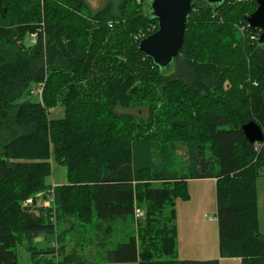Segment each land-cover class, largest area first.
Listing matches in <instances>:
<instances>
[{"label": "trees", "instance_id": "trees-1", "mask_svg": "<svg viewBox=\"0 0 264 264\" xmlns=\"http://www.w3.org/2000/svg\"><path fill=\"white\" fill-rule=\"evenodd\" d=\"M147 4L0 0V264H19L23 242V264H85L78 250L90 244L107 263L219 264L177 253L176 202L205 178L215 179L220 257L264 264V141L241 129L253 120L264 131V41L245 21L257 3L194 0L169 72L138 50L158 24ZM54 163L65 168L56 185ZM42 192L53 207L22 204ZM129 215L132 234L113 241ZM76 225L93 235L75 239Z\"/></svg>", "mask_w": 264, "mask_h": 264}, {"label": "rangeland", "instance_id": "rangeland-1", "mask_svg": "<svg viewBox=\"0 0 264 264\" xmlns=\"http://www.w3.org/2000/svg\"><path fill=\"white\" fill-rule=\"evenodd\" d=\"M103 0H87V3L91 8H96L101 5ZM34 40V35H28L26 37V42L29 43ZM172 66L167 68L165 72L171 71ZM228 81L224 82V87L227 88ZM31 100L37 98L34 95L29 96ZM138 109L134 108L130 111H136ZM141 114L146 115V109L140 108ZM63 111L60 107H55L51 109V117H61ZM263 130V129H262ZM264 132V131H263ZM257 143V142H255ZM261 143V142H260ZM260 148L259 145H257ZM184 147L180 145L179 150L177 151V165L180 166L184 164L185 153ZM48 181L52 185H56L65 181V168L64 166L54 163L52 164V176L48 178ZM256 192H257V220H258V231L260 234L264 235V171L256 179ZM187 191L189 198L186 200H177V210H178V220L181 226V237L178 240V245L182 246L183 255L186 253L188 255L192 250L190 237L196 238L198 241L202 240L203 246L207 248L209 254L212 255L215 253V248L217 249V227H216V194H215V183L209 178L205 179H190L187 182ZM31 198V203H28L25 199L22 204L29 206H45L53 207L52 205V196L46 194L45 192L38 193ZM132 217L129 215L126 221L116 220L114 222V238L113 241H127L128 236L132 234L131 227ZM68 222L66 226L71 224ZM133 226V225H132ZM76 229L81 232H74L75 239L82 241L83 239H89L92 235V229H85V227H80L76 225ZM85 231V232H83ZM75 242L72 241L69 245L73 246ZM34 244L38 247L44 246L42 238L38 237L34 240ZM112 248V245L110 246ZM70 249V247H68ZM16 252L18 256V263L23 264L30 261V254L26 248V243L23 242L16 247ZM78 253L81 257L86 259H92L95 255V247L91 244L84 247L81 250H78ZM218 260V259H217ZM219 264H239L232 259H223ZM90 263V262H89ZM132 264V263H131Z\"/></svg>", "mask_w": 264, "mask_h": 264}, {"label": "water", "instance_id": "water-1", "mask_svg": "<svg viewBox=\"0 0 264 264\" xmlns=\"http://www.w3.org/2000/svg\"><path fill=\"white\" fill-rule=\"evenodd\" d=\"M209 4H219L226 0H204ZM256 9L245 16L247 25L261 31L258 42L264 41V0H255ZM194 0H148L150 14L157 19V29L142 38L138 50L150 58L156 67L166 70L172 65L175 56L180 53L184 40V31ZM245 138L250 144L264 141L262 128L253 120L241 126Z\"/></svg>", "mask_w": 264, "mask_h": 264}, {"label": "crops", "instance_id": "crops-1", "mask_svg": "<svg viewBox=\"0 0 264 264\" xmlns=\"http://www.w3.org/2000/svg\"><path fill=\"white\" fill-rule=\"evenodd\" d=\"M212 181H214L215 183V179L213 178H209ZM178 210H177V202H176V226H177V250H178V258L179 259H193V260H210V259H218L221 263V261L223 259H232L233 261H236L237 263H240V258L238 257H232V258H227V257H220L219 255V243H217V249L215 248V253H213L212 255H208L209 253L206 252L207 248L203 246L202 240L198 241L196 238H192L190 237V245L192 250L189 251L190 253L188 255H186V253H184L185 255H183L181 252H183L182 250V246L178 245V240L181 237V226H180V222L178 220ZM216 227H217V220H216ZM217 237H218V227H217ZM218 239V238H217ZM94 259V260H93ZM85 264H131V263H107L103 260H99L97 257V250L95 249V255L93 256L92 260L90 261V263H85ZM132 264H135V262H132ZM137 264V263H136Z\"/></svg>", "mask_w": 264, "mask_h": 264}, {"label": "built area", "instance_id": "built-area-1", "mask_svg": "<svg viewBox=\"0 0 264 264\" xmlns=\"http://www.w3.org/2000/svg\"><path fill=\"white\" fill-rule=\"evenodd\" d=\"M34 92L37 93V94H40L41 93V88L35 89ZM26 201L28 203H31L32 199L28 198ZM134 216H135V218H143V211L140 208H135Z\"/></svg>", "mask_w": 264, "mask_h": 264}]
</instances>
